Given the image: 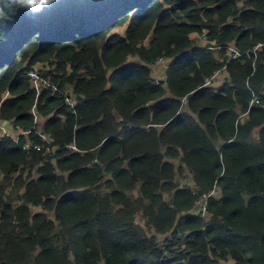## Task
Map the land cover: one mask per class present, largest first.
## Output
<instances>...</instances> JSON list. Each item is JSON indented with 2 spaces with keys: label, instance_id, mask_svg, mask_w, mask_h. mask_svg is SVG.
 Returning <instances> with one entry per match:
<instances>
[{
  "label": "trees",
  "instance_id": "1",
  "mask_svg": "<svg viewBox=\"0 0 264 264\" xmlns=\"http://www.w3.org/2000/svg\"><path fill=\"white\" fill-rule=\"evenodd\" d=\"M5 12L0 264H264V0Z\"/></svg>",
  "mask_w": 264,
  "mask_h": 264
},
{
  "label": "built area",
  "instance_id": "2",
  "mask_svg": "<svg viewBox=\"0 0 264 264\" xmlns=\"http://www.w3.org/2000/svg\"><path fill=\"white\" fill-rule=\"evenodd\" d=\"M202 38L205 40L204 45H207L209 41H208V37H207L206 33H203V34H202ZM262 45H263V43H262V44H259L255 49L260 48ZM207 48L217 49V48H220V47H211V46H207ZM226 48H227V53H228V59H227V62H226V64H225L223 70L218 71L215 75H218V74H220L221 72L226 71V66H227V64H228L232 59H236V58H239V57L242 56V53L240 52V50H238V49L236 48V46H235L234 44H231V45L227 46ZM157 63H163L164 66H165V68H166V71L163 73V75H164L163 78H161V77H159V76H153V83L156 84V85H160L161 83L164 82V80H165V78H166L165 75H166V72H167V70H168V68H169V66H170V64H171V60H169V59L166 58V57H160V58L157 60ZM215 75H214V76H215ZM31 76H33V77H37V74H36V73H31ZM214 76L211 77V78H209V79H207L206 85H212V84H213V82H214ZM22 132H23V130H22ZM28 132H29V131H27V133H28ZM38 148H40V147H38Z\"/></svg>",
  "mask_w": 264,
  "mask_h": 264
},
{
  "label": "rangeland",
  "instance_id": "3",
  "mask_svg": "<svg viewBox=\"0 0 264 264\" xmlns=\"http://www.w3.org/2000/svg\"><path fill=\"white\" fill-rule=\"evenodd\" d=\"M124 27L119 28V30H123ZM201 42L205 43V40L202 38L201 36ZM153 76H159L161 78L164 77L163 73L166 71V68L164 66L163 63H156L153 66ZM226 75H224L223 72H221L218 75L214 76V82L213 84L217 85V84H221L224 80ZM215 80L216 83H215ZM39 119H44L43 117H39ZM0 134L4 135V134H8V136H13V137H17L18 135L22 134V130L21 129H16L13 124L11 122H6L4 120H0Z\"/></svg>",
  "mask_w": 264,
  "mask_h": 264
},
{
  "label": "clouds",
  "instance_id": "4",
  "mask_svg": "<svg viewBox=\"0 0 264 264\" xmlns=\"http://www.w3.org/2000/svg\"><path fill=\"white\" fill-rule=\"evenodd\" d=\"M41 3H45L46 0H39ZM38 3V0H4V3L0 5V18H9V14L5 12V7L12 9V15L16 14L20 8L25 6H34Z\"/></svg>",
  "mask_w": 264,
  "mask_h": 264
}]
</instances>
